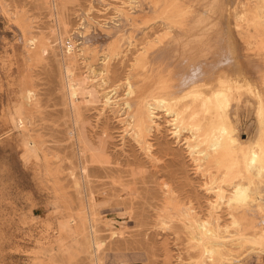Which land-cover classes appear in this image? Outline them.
Returning <instances> with one entry per match:
<instances>
[{
  "label": "bare ground",
  "instance_id": "1",
  "mask_svg": "<svg viewBox=\"0 0 264 264\" xmlns=\"http://www.w3.org/2000/svg\"><path fill=\"white\" fill-rule=\"evenodd\" d=\"M39 1L47 9L48 17L54 22L48 30L51 39L56 42L58 48L55 55H59L63 116L65 123H68V140L71 142L77 160L75 168L79 169L77 171L73 165H70L72 164L70 160H68L69 166L63 170L51 167L50 161L45 160L44 170L48 176H51L48 181L51 182L54 196L66 209L65 219L59 221L60 228L66 229L78 251L89 254L90 264H104V258L100 256L103 242L97 235L95 222L98 209L102 205L110 203L114 197L124 195L125 183L123 181L125 177L134 178L144 173L141 166L136 167V170L129 171L127 175L124 174V171H116L117 173L113 171L110 167V156L106 151L105 144L107 142L104 144L105 140H93L85 131L86 107L97 101L93 96L94 93L89 89L90 86L87 85V79L101 76V79L103 78L101 83H104L110 77L112 73L111 61L124 57L127 54L125 51H128L132 45H136L135 28L131 25L139 17H142L141 21H138L143 29L138 31L137 28L136 31H138V35L145 34L146 39L151 31L145 30L150 26L151 29L158 24L167 26L171 30L168 29L170 30L169 34L167 36L162 34L156 41L152 39L145 41L144 46L137 50L139 52L133 58L130 71L124 77V81L117 84V86L125 87L126 90L122 107L125 106L127 118L133 123V132L136 133L138 140L140 139L144 143L148 155L151 153V144L145 136L151 126H158V109L163 110L164 115L170 116L168 120H166L167 118L165 120L169 125H172V133L176 135L177 131H188L189 135L186 137L189 140H185L188 144L186 147L189 148L188 159L194 172L200 177H198L199 185L204 193H208V190L213 191L214 195L220 199V201L217 199L216 201L221 203V199L224 198L225 204H223L226 208L224 210L229 216L224 219L220 215L217 202V204L208 205V201H211L210 196H208L210 200L208 198L207 201L205 200L206 207L201 206V202L197 207L194 206L191 199L182 201L173 198V202H175L173 204L177 208H171V211L160 209V223L164 224L165 228L172 230L176 237L179 235L178 227L182 228L187 238L188 248L199 253V259L190 264H237L239 260L234 259L237 258V255H234L233 252L250 248L248 244L260 242L264 237L261 233L263 228L259 227V221L254 218V213H258L256 209H262V205L256 201L255 197L251 196L253 192H250L251 187L249 189V186L253 185V179L255 181L254 177L264 171V98H262L263 95L257 98L259 95L254 94L258 99L257 101L255 99L256 104L254 102L258 116L256 123H259L258 134L251 144L245 145L239 138L234 125L235 117L239 115L240 110L236 105V108L230 106L231 101H229L232 95L239 92L242 87L252 92L253 83L258 85L257 83L261 82L263 87L260 86V89L262 87L264 90V53H262L264 38L263 36L259 37L261 35L260 27H264V4L260 2L261 0H190L188 9H185V5L182 8L183 5L180 4V1L178 3L182 9L179 11L180 8L177 7L179 12H173L170 9L168 11L171 12H165L166 7H164V12L160 11L163 0H148L147 3L145 1L144 8L140 9H138V4L132 2L134 0H123V3L118 5L110 2L116 6L114 7L116 16L102 23L96 21L98 26L105 27L103 29L97 27V31L95 30L96 26L90 23V25L86 24L83 20L84 23L79 21V24L70 25L67 10H69V5L76 0ZM3 3L0 0V9L3 10L0 11L6 13L7 10L2 8ZM171 6L173 7V5ZM138 10L140 12L135 14ZM15 17L18 16L15 15ZM19 17L21 18V16ZM231 18L235 19L233 22L241 29L238 32L230 29ZM88 19L91 21V18ZM13 21L15 22V20ZM27 21L29 22V20ZM201 25L203 27L198 29ZM86 26L93 27L96 32L84 34L83 32L87 30L84 29ZM251 27L253 32H247V30H251ZM123 29H127L130 33L125 38H121ZM245 30L247 34L244 32ZM42 39L44 41H41ZM42 42L45 43H43L45 47L49 44L51 46V41L46 40L42 30L38 28L35 35L28 38L21 37L19 42L10 43L6 50L0 51V55L2 52L6 54L4 64L0 66L7 70L9 77L19 76L22 72V65L28 58L26 54L30 57V53L39 52ZM6 43L2 42L3 48L6 47ZM125 48L127 49L125 50ZM35 56L33 57L35 58ZM91 58H97L95 65L89 62ZM28 60L30 59L28 58ZM175 60L179 62L178 67L172 64ZM88 63L90 64L88 65ZM81 64L85 65L84 68L87 66L86 74L82 72ZM113 73L115 74V71ZM93 81L95 82L94 79ZM101 86L103 88V85ZM16 87V83L11 80L8 82L7 90L14 97L17 93L15 92ZM257 89L259 90V88ZM256 91L253 92L256 93ZM105 92L101 95L105 98L104 102L107 103L110 102V96L108 98V93ZM260 92L262 93L261 90ZM21 94V99L26 105L33 100L35 95L31 89H27ZM117 101L115 100V102ZM241 104V107L245 106L243 102ZM248 105L246 108L250 107ZM117 109L120 113L123 112L120 111L121 109ZM32 117L34 116L28 115L24 120L18 121L22 130L33 123ZM176 128L177 130H175ZM37 138L34 136L30 141L35 155L44 151L41 141ZM50 154L52 153L50 152ZM52 155L54 156V154ZM92 164L104 170L111 186L118 185L120 187L119 193L109 194L107 190H103L100 194H96L90 188L89 166ZM186 174V179L192 181L188 171ZM262 175L264 176V174ZM242 178L248 180L251 185L242 182ZM257 180L259 178L255 182L258 184ZM208 184H212V186H208ZM257 184L253 187H257ZM70 187L79 197L78 204L74 209ZM115 231L117 230H110V234ZM147 232L144 235H147ZM71 257L72 255L63 248L61 254H54L50 257L49 262L50 264H63L65 261H70ZM119 260L122 264H128L124 255Z\"/></svg>",
  "mask_w": 264,
  "mask_h": 264
},
{
  "label": "rangeland",
  "instance_id": "2",
  "mask_svg": "<svg viewBox=\"0 0 264 264\" xmlns=\"http://www.w3.org/2000/svg\"><path fill=\"white\" fill-rule=\"evenodd\" d=\"M1 1L2 3L4 2L2 8L7 11L3 13L1 12L3 10L0 9V51L6 50L7 46H10V43L19 42L21 37L28 38L35 35L38 28L42 30L43 37L49 42L51 41V46L49 44V46L46 45L45 47L43 45L44 42H42L44 48L40 45L41 50L39 49V52L30 53V57L26 54V57L28 56L30 60L26 58L28 62L25 61L23 63L22 72L19 76L9 77L7 70L0 66V264H50V257L54 254H61L63 248L72 255L71 260L65 261L63 264H90L89 254L78 251L66 229H62L59 226V221L66 217V209L62 203L56 200L51 182L48 181V178H51V176H48L44 170L45 160L50 161L51 167L61 168V170L69 166L68 160L72 162L70 165H73L74 168L77 166L71 142L68 140V123H65L63 116L59 55H55L58 52V48L56 42H53V39H51L48 30L49 26L53 25L54 22L48 17L47 9L40 4L39 0ZM122 1L76 0L73 4L69 5V10H67L68 21L73 26L84 21L86 24L90 23L96 26V31L99 27V29H103L105 27L103 25L98 26L96 21L102 23L115 17L116 12L114 7L116 6L110 2L117 3L116 5H118L122 4ZM145 1L146 3L148 2V0H134L132 2L138 4V9H140L144 8ZM189 1L163 0L161 10H159L164 12V7H166L165 12L168 9L173 10V12H179L184 5L185 9H188L191 3ZM171 2L172 4H169ZM178 2L183 5L182 8ZM260 2L264 4V0ZM140 5L142 6L140 7ZM177 7L180 8L179 11H177ZM170 10L168 12H171ZM139 12L138 10L135 14ZM141 14L143 15V12ZM15 15L21 16L23 20L20 17H15ZM88 18H91V21ZM19 19L20 22H18ZM141 19L142 17H139L138 20L141 21ZM138 20L131 25L135 28L136 45H132L128 51H125L127 54L124 57L111 61L110 67L112 73L104 82L105 84L101 83L103 82L101 76L87 79V85L90 86L89 89L92 90L93 96L97 101L86 107V134L93 140H105L104 144L107 142L105 144L106 151L110 156V167L113 171H124V174L127 175L129 171L136 170V167L141 166L144 170V173L140 176L124 178L125 189L123 190V196L114 197L110 203L99 207L95 222L97 235L103 242L100 256L104 258V264H122L119 260L122 255L125 256L128 264H190L199 259V253L188 248L187 238L181 227H178L180 233L178 232L179 235L176 237V234L172 230L165 228V225L160 223L161 216H159V210L171 211L172 209H176L177 207H175V204H173L175 202L173 201L178 199L182 201H189L191 199L194 202H192L194 206L197 207L201 202L200 205L206 207L205 202L207 198L211 197L208 205L210 204L209 206H211L218 203L217 209L219 207L218 211L220 215L224 219L229 218V216H227V211H225L224 198L221 199L222 202L220 203V199L214 195L213 191L208 190V193H204L199 185L200 181L198 179L200 177L194 172L193 166L188 159L189 148H187L188 144H186V141L189 140L187 138L189 133L187 130L177 131L179 134L176 133V135L172 133V125H169L166 121L170 116L164 115V111L158 109L157 122L159 127L155 125L151 126L145 136L151 144L150 155H148L149 153L144 148V143L140 139L138 140L135 135L136 133L133 132V123L127 118L125 106L122 107V100L125 98L126 90L125 87L117 86V84L124 81V77L130 71V65H132L134 56L139 52L137 50H140L144 46L145 41H150V39L156 41L162 34L167 36L171 30L167 26L158 24V26L155 25L151 29L150 26L145 30L147 32L151 31L148 34L149 37L146 39L144 37L145 34L140 33L138 35V31L143 29ZM234 20L233 18L230 19L229 27L238 32L241 29L235 25ZM139 27L141 28L139 29ZM202 27L203 25L199 26L198 29ZM88 28L89 26L84 27V29H87L83 32L84 34L96 32L93 30V27ZM137 28L138 31H136ZM260 28L261 35L259 37L263 36L264 38V27ZM123 30L121 38H125L130 34L127 29ZM244 32L245 34L253 32V28L251 27V30H247V32L245 30ZM41 41L44 40L42 39ZM2 42H7L6 47L3 48ZM263 51L262 53H264ZM2 53L0 55V62L2 61V63L0 65H3V61L6 59V54ZM89 62L95 65L97 58H91ZM172 64L178 67L179 62L175 60ZM81 66L82 72L86 74L87 66L85 68L84 64H81ZM113 71H115V74ZM10 80L17 85L15 97L7 90ZM94 83L97 85L91 86ZM259 83L261 84V82H258V85H255V83L252 85L253 91L257 90L256 93L252 91L253 97L249 89L242 87L229 100L231 101L230 106L235 107L236 105L240 110L239 115L235 117L234 125L244 145L251 144L258 134L259 123H256L258 116L254 102L256 104L257 98L262 97V95V98H264L263 84L260 85ZM101 85H103V88ZM260 86H262L261 89ZM27 89H31L35 95L33 100L26 105L21 99V92L23 93ZM258 91L260 94L257 93ZM104 92L108 93V98L110 96V102H104L105 98L101 95ZM254 94L259 96L255 98ZM115 100L119 102H115ZM242 102L245 106L241 107ZM247 104L250 105L249 108H246ZM117 108L123 111L121 112L122 114ZM28 115L34 116L32 117L33 123L25 130H22L18 121L24 120ZM34 136L38 137L37 139L41 141L44 149V151L37 155H35L30 146V141L33 140ZM98 136L100 137L98 138ZM173 140L176 141L174 142ZM89 167L91 178L89 186L96 194H100L103 190H107L109 194L119 193L120 187L118 185H110V180L106 177L104 170L95 164ZM33 168L35 169L33 170ZM75 169L79 170L78 168ZM186 171H188V175L192 178V181L186 179ZM263 172H260L261 174L256 176L257 178L254 177L255 181L253 179V185L249 184L245 178L241 180H243L242 182H246L247 185H251L249 186V189L251 187L252 190L250 192H253L251 196L255 197L256 201L262 205V209H256L258 213H254V218L259 221V227L263 228L261 233L264 236ZM258 178L260 181L257 180V184L255 182ZM256 184L257 187H253ZM210 185L212 186V184H208V186ZM224 185L226 187V184ZM69 191L73 197L74 209L78 204L79 197H77L71 187ZM226 192L228 193L229 191ZM204 194L205 196L203 197ZM216 199L219 201H216ZM176 224L178 225V223ZM175 227L177 226L175 225ZM112 229L117 231L110 234V230ZM146 232L148 234L144 235ZM248 245H250V248L247 247L238 250V252H233L234 255H237V258L234 259L239 260L237 264H264V237L260 242Z\"/></svg>",
  "mask_w": 264,
  "mask_h": 264
}]
</instances>
